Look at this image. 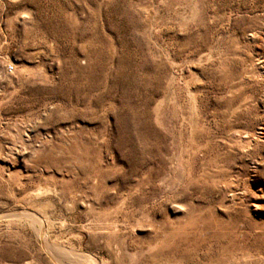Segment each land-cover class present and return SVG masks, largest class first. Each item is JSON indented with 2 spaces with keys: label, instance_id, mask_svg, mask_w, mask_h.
I'll return each mask as SVG.
<instances>
[{
  "label": "rangeland",
  "instance_id": "1",
  "mask_svg": "<svg viewBox=\"0 0 264 264\" xmlns=\"http://www.w3.org/2000/svg\"><path fill=\"white\" fill-rule=\"evenodd\" d=\"M0 264H264V0H0Z\"/></svg>",
  "mask_w": 264,
  "mask_h": 264
}]
</instances>
